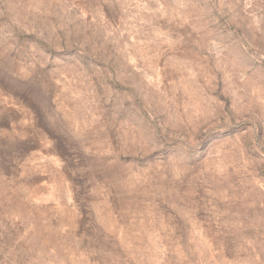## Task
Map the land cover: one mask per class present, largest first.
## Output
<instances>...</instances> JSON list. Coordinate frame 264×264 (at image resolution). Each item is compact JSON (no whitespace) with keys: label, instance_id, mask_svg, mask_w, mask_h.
<instances>
[{"label":"rangeland","instance_id":"obj_1","mask_svg":"<svg viewBox=\"0 0 264 264\" xmlns=\"http://www.w3.org/2000/svg\"><path fill=\"white\" fill-rule=\"evenodd\" d=\"M0 264H264V0H0Z\"/></svg>","mask_w":264,"mask_h":264}]
</instances>
